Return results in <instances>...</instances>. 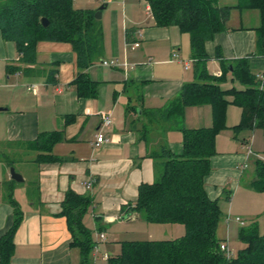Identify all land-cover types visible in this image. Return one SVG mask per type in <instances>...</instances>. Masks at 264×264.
Masks as SVG:
<instances>
[{"label": "crops", "instance_id": "crops-1", "mask_svg": "<svg viewBox=\"0 0 264 264\" xmlns=\"http://www.w3.org/2000/svg\"><path fill=\"white\" fill-rule=\"evenodd\" d=\"M92 3L94 7L88 10L97 11L98 0ZM101 3L107 5L101 18L102 49L87 70L90 80L98 85L95 97L78 95L74 83L79 73L77 54L71 43L40 41L35 63L25 64L19 59L15 43L6 42L0 31V241L14 222L12 201L23 215L14 236L10 264H81L80 250L73 244L68 219L62 214V203L69 191L92 200L83 222L88 229H94V241L101 233L105 235L99 254L93 252L95 259L103 260L101 246L108 245L109 239L106 228L120 226L119 223L135 224V231L147 224L151 240L146 241L170 240L171 229L166 228L175 224L148 223L135 213L124 217L129 205L137 201L140 186L155 182V156L161 147L167 145L177 155L183 151V132L170 128L158 114L150 112H162L186 84L196 80L191 38L176 26H156L145 0ZM218 3L221 7L234 6L237 0ZM250 11L233 9L227 31L206 43L210 61L219 64L218 68L208 61L211 75H223V61L229 64L247 57L255 76L264 71V53L258 48L260 27L243 24ZM218 52L221 58L216 57ZM225 77L221 85L224 90L244 88L233 80L231 72ZM231 107L227 109L226 124L233 119L238 125L237 113ZM105 116H110L112 123L103 128ZM183 122L185 129L211 127V106L187 107ZM52 133L58 137L51 150L53 160L39 162L37 158L42 153L31 144L40 135ZM98 133L105 139L99 146ZM231 136L226 135L227 141L216 138V155L211 158V171L205 178L211 200L226 197L231 203L226 209L229 214L223 212L225 220L220 223L233 220L235 199L228 189L236 191V197L244 193L248 198L262 199L264 209V193L249 187L254 177L243 182L249 168L242 171L250 160L248 151L243 154L244 148H239L240 143ZM224 142L227 148H223ZM242 145L245 150L252 147L251 138L244 139ZM11 168L23 182L12 179ZM22 168L26 169L24 175L19 172ZM242 185L247 191L242 192ZM123 228L126 229L120 227ZM121 236L122 233L111 235L121 246L133 242L119 240ZM159 237L163 240H157ZM227 237L224 240L218 236L231 250ZM239 242L241 250L245 245Z\"/></svg>", "mask_w": 264, "mask_h": 264}, {"label": "trees", "instance_id": "trees-1", "mask_svg": "<svg viewBox=\"0 0 264 264\" xmlns=\"http://www.w3.org/2000/svg\"><path fill=\"white\" fill-rule=\"evenodd\" d=\"M74 0H0V31L6 42L16 45L19 59L34 64L36 45L44 42L71 43L77 54L78 76L74 83L81 97H95L97 83L91 81L87 70L93 65L102 49L101 20L95 10H78ZM151 8L158 27H178L191 38L192 59L195 62L196 80L186 84L158 116L170 128L183 132V151L177 155L163 145L155 156L156 180L139 188L137 201L129 205L126 214L140 215L154 224H182L183 238L169 241H133L122 243V250L110 256L109 264H264V234L258 223L242 228L239 240L245 247L236 256L227 257L221 250L222 242L217 231L222 220L219 201L211 200L205 189V178L211 171V158L216 155V138L226 128L227 109L236 105L242 109L236 132H264V88L252 73L249 57L225 63L223 75L208 72L211 57L206 43L217 34L227 31V22L233 9H257L262 25L257 29L258 48L264 53V0H237L234 6H219V0H145ZM49 26L42 25V19ZM217 54V58H221ZM244 88L224 90L221 85L226 74ZM229 98H232L230 101ZM209 105L212 108V126L185 129L184 113L187 107ZM146 129V127L144 126ZM58 140L55 133L40 135L31 147L40 154L39 162H50L51 150ZM251 156V157H255ZM250 157V158H251ZM257 157V156H256ZM254 179L249 187L264 193V161H255ZM228 199V198H227ZM15 218L10 230L0 241V264H10L14 253V236L23 215L18 204L12 201ZM92 205L87 196L69 191L62 203V214L69 222L73 244L81 254V264H91L96 241L93 232L83 222Z\"/></svg>", "mask_w": 264, "mask_h": 264}, {"label": "rangeland", "instance_id": "rangeland-1", "mask_svg": "<svg viewBox=\"0 0 264 264\" xmlns=\"http://www.w3.org/2000/svg\"><path fill=\"white\" fill-rule=\"evenodd\" d=\"M221 1L223 3L221 5H224L226 3L230 4L233 0H221ZM92 2H93V0H74L73 6L75 9H78V10H88V9H92L94 7ZM96 4L99 5V7H101L104 3H101V0H98V3H96ZM250 10H251L250 12L245 14L243 24H245V26H257L258 25L259 27H261L262 20H261V17L259 16L260 14L258 12L253 11L252 9H250ZM255 13L257 14V16H254ZM236 24H239L238 21H236ZM210 63H214V66L219 68V64L217 62H216L217 64L213 61H210ZM192 71H194V68H192ZM231 109H233V110L235 109V112L237 113V118H238L237 122H240L241 116H242L241 108L236 106V105H232ZM232 120L230 119L228 121V123L226 124V128L223 129L218 134L217 140L221 139V140L227 141L228 138L226 137V135H230V136L232 135L231 139L234 138V141L239 142L240 143L239 148H244L243 154H247L248 150L247 149L245 150L246 147H244L242 144H243L244 139L251 138L252 149L254 151V154L257 157L256 156L251 157L250 160L248 161L249 168L246 170L245 178L243 179V182L247 183L248 178L254 177L255 170H256L255 161L258 158L261 159L262 161H264V132L260 128H257L254 131L236 132L234 130V127H235L234 125H236L237 123H234V121L232 122ZM182 124H184V122H182ZM226 144H227V142H224L223 148H225V147L227 148ZM19 172L24 175V172H26V169L22 168V169H20ZM228 190H229V192H232L231 193V196L233 198L232 200L235 199V202L233 201L234 202L233 209L235 210L232 213L233 214L232 215L233 220H232V222L226 221L225 223H220V225L218 227L217 234H218L219 238H222L224 240L228 239L227 236H229L230 248H231V251L233 252V255H235L236 253H238L239 248H241V243L239 242V239H238L239 237L237 235L241 228L248 227V226H250L251 222L253 223V221H255L258 223L259 233L264 234V209L262 208V201H263L262 199L258 200L259 198H257V200H256L253 197L248 198V197H246L247 195H245L244 193H243L244 195L239 194L236 197V193H237L236 191H234L233 189L232 190L228 189ZM244 191H247V188L245 186H243V189H242V192H244ZM248 193H250V192H248ZM250 195H252V196L257 195L258 196V194H255L254 192H251ZM230 204L231 203L228 201V199L226 197H224L223 199H221L219 201L221 211H222V213L224 212L225 215L229 214L228 211H226V209H230ZM236 217H239L240 219H242V221H244L245 225H241L238 222H236L235 221ZM224 220H225V217H223V219L221 221L224 222ZM119 225L120 226H118V224H116V225H112L109 228L108 227L106 228L105 232L109 235L108 245L105 244V245L101 246L102 247L101 254L107 253L108 255L116 256V254L121 252V250H122L121 244H117L116 240L113 239V237H111V235H113L115 233H122V236L120 237L119 240H123V241H127V240H133V241L151 240V239H149L150 233L148 232V229L146 228L147 224H142L141 227H143V229H141V231H139V230L135 231L136 229L133 227V225H135V224H129V223H122L121 224V223H119ZM120 227H126V229H124V228L120 229ZM169 227H171V228H166V229H171L168 231V233L170 232V235L168 236V238L170 240L180 239V238H183L185 236L186 229H185L184 225L175 224V225H169ZM91 230L94 233V229L91 228ZM180 231H181V233H179ZM159 238L160 239H157V240H163V239H161L162 237H159ZM106 245H107V247H106ZM104 247H106V248H104ZM101 256L102 255H100V257ZM91 264H109V262H108V260L104 261L101 258L95 259L94 256L92 255Z\"/></svg>", "mask_w": 264, "mask_h": 264}, {"label": "built area", "instance_id": "built-area-1", "mask_svg": "<svg viewBox=\"0 0 264 264\" xmlns=\"http://www.w3.org/2000/svg\"><path fill=\"white\" fill-rule=\"evenodd\" d=\"M149 10L151 11V8H149ZM138 46H139V44H136V47H138ZM104 64L105 65H112V66L114 65V63L109 64V63H106V62H104ZM256 78L260 82L261 87L264 88V71L262 73L257 74L256 75ZM111 123H112V120H111L110 116H105L104 119H103V126H104L103 128L109 127L111 125ZM104 142H105V139H104L103 134L102 133H98L97 134V139H96V145L99 146L100 144H102ZM247 150H248L249 157L255 155L254 152H253V150H252L251 145L247 148ZM247 168H248V163H246L245 165H243L242 171H245ZM90 186H91V184H90ZM235 220L237 222L241 223L242 225H244V223L241 221L240 218H237ZM104 241H105V235L103 233H101L99 235L98 240L96 241V245H95V248H94V252H95L96 255L99 253V251H100V245ZM221 250L226 253L227 257H231L233 255L232 252H231V250L229 249V247H228V245L226 243H222L221 244ZM109 257L110 256L107 253H104L103 254V260L106 261V260L109 259Z\"/></svg>", "mask_w": 264, "mask_h": 264}, {"label": "water", "instance_id": "water-1", "mask_svg": "<svg viewBox=\"0 0 264 264\" xmlns=\"http://www.w3.org/2000/svg\"><path fill=\"white\" fill-rule=\"evenodd\" d=\"M106 8H107V5L104 4V5H102V6L96 11V15H95V16H96V19L101 20V18H102V12H103V10H105ZM41 22H42V25H43L44 27H48V26H49V21H48V19L43 18ZM11 177H12L13 180H15V181H17V182H23V181H24V179L22 178V176H21L20 174H18V173L15 171L14 168H11ZM128 216H130V215H129V214L126 215V216L124 217V219H126Z\"/></svg>", "mask_w": 264, "mask_h": 264}]
</instances>
